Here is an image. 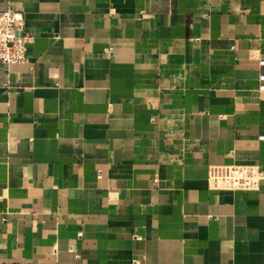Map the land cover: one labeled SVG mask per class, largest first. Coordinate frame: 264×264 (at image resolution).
<instances>
[{"label":"crops","instance_id":"0c3cea01","mask_svg":"<svg viewBox=\"0 0 264 264\" xmlns=\"http://www.w3.org/2000/svg\"><path fill=\"white\" fill-rule=\"evenodd\" d=\"M0 264H264V0H0Z\"/></svg>","mask_w":264,"mask_h":264},{"label":"built area","instance_id":"2783aa9c","mask_svg":"<svg viewBox=\"0 0 264 264\" xmlns=\"http://www.w3.org/2000/svg\"><path fill=\"white\" fill-rule=\"evenodd\" d=\"M30 40L23 14L13 8L0 10V64L25 62ZM259 63L264 66V59ZM258 80L259 91H264V74ZM259 140H264V134L259 136ZM207 179L213 190L255 191L264 180V174L257 163L212 164L208 166Z\"/></svg>","mask_w":264,"mask_h":264}]
</instances>
